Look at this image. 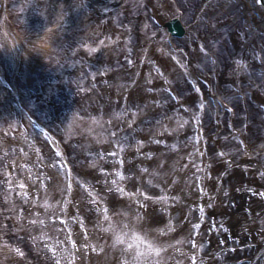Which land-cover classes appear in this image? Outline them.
<instances>
[{
	"label": "bare ground",
	"instance_id": "6f19581e",
	"mask_svg": "<svg viewBox=\"0 0 264 264\" xmlns=\"http://www.w3.org/2000/svg\"><path fill=\"white\" fill-rule=\"evenodd\" d=\"M8 1L0 0V34L2 33L7 42V57L0 50V103L10 96L13 100H19L18 94L22 97L20 100H29L32 91L38 92L37 87L30 81V73L41 71V67H45L44 61L49 58L47 55L51 57L53 49L51 46L45 49L31 47L35 40L38 44L40 42L48 45L45 31L38 30L35 36L30 37L32 41L27 37L29 28L36 24L34 20H43L44 11L37 10L35 13L30 8V12L27 15L25 13L24 26H19L14 19L16 16L12 17L11 5L6 3ZM59 1L61 5L65 4V9L62 8L61 12L54 15L58 16L54 26L59 29L60 26L68 27V22L79 21L81 25L79 24L80 27L75 31L77 36L80 37L84 31H87V34L84 33L85 40L82 42L77 40V36L71 37L74 47L57 53L60 59L50 63L55 64L52 68L50 65L48 69L45 68L46 75L52 78L53 70L59 63H63V81L67 85L66 91L61 93L64 96L63 105H59V108L63 106L65 109L61 108L59 112H55L58 115L54 114L56 119L61 115L59 123L62 133L58 134L57 139L53 135L51 147L41 136H38V139L32 136L33 140L27 142L28 137L31 138L30 135L25 136L28 134L29 123L18 118L20 114L14 112V107L0 108V127L3 126L2 131L0 130V170L7 171L2 179L15 182L16 171L24 170L25 179L32 185L33 191L30 192H38L37 195L29 194L24 197L18 194L19 200L26 204L19 202L21 208H16L14 202L13 205L6 200L7 189L0 188V254L7 252L9 257L13 249L12 255L21 258L19 264L25 262L27 256H31L30 262L34 264L36 261L32 258V252L42 261H45L43 251L52 252L44 245H54L56 248L59 245H67L68 250L74 253L77 246L73 247L72 239L78 244L83 242L82 239L88 238L93 239L96 252V259L91 260V264H264V2L261 6L257 0H209L207 5L208 0H162L160 3L156 0H137V6L141 10L140 22L127 19L128 26L111 23L108 27V18L111 19L112 13L116 12L113 10L114 6L130 11V6L133 9L132 3L129 4L125 0ZM150 10L159 18L158 25L146 17ZM149 22L151 24H148ZM136 29L142 33L140 39L134 35ZM182 30L187 31L184 40L188 52L190 48L193 50L191 55L186 51L179 54L181 48L177 44L180 39L174 34L183 32ZM80 43L84 44L83 50L74 51ZM56 44L59 47L61 42ZM177 48L178 54L174 51ZM84 53L94 54L101 60H104L105 56L112 59V56L118 58L127 54L129 57L135 56L139 64L132 69L127 67L131 70V76L127 77L119 63H112L104 66L106 68L101 67L99 70L104 73L94 75L91 83L86 80L82 83L88 72L94 71L88 63L82 64L81 55ZM57 54L53 58L57 59ZM87 54L84 58H91ZM154 59L162 60L163 67L155 66L143 70L142 66L149 65L151 61L154 65ZM35 63H38L36 70L33 66ZM74 66L78 67L77 70ZM87 66V73L81 75L82 70L79 68ZM112 69L115 72L109 74ZM192 71L197 74L196 78L193 81L186 80V75L190 76ZM132 72H136L134 77ZM103 76L109 78L105 79ZM150 82L151 88L146 85ZM168 82L171 83L169 86L176 88L182 106L187 107V102L192 101L193 107L200 99L197 110L189 107L190 109L177 110L175 113L172 107L173 111H170L172 97L164 90V85ZM141 90L149 99L159 100L157 103L160 105L157 107L163 108V114L149 113L146 110L155 103L146 105L141 102V93L138 92ZM136 95L139 101L132 106L136 107V110H133L128 101ZM71 98L78 99L70 102ZM203 99L208 100V106L205 105L204 110L200 107ZM42 104H37L36 110ZM227 104L233 106L231 111L225 107ZM68 110H71L73 117L76 116L77 121L87 122L88 119L99 124L97 131L102 129L105 133V128H110L112 134L108 135L109 141L105 142L120 155L125 149L131 148V145L141 149L147 147L149 138L156 135L169 137L168 146L171 153L176 155V169L178 166L182 167L181 171H178L182 176L175 171L174 175H170L169 165L162 158H157L160 175L163 176L162 182L165 183L164 178H167L163 186L165 189L156 191L155 188L141 184L140 178L137 182L136 178L129 174L122 178L128 177L136 183L129 181L128 185H122L123 179L118 180L121 183L115 187L117 193L112 198L106 181L99 183V187L95 186L104 202L110 204L107 207L110 219H105L102 214V219H97L93 225V234L80 235L78 221H69L65 225L58 220L53 225H44L48 223L44 214L49 216L51 213L45 207L52 203L47 201L48 204L45 205L46 195L65 193L62 183L40 187L42 181L49 182L44 179L46 172L55 174L53 180L59 178L58 173H64L56 163L59 172L57 171L56 166L52 164L54 160L58 162L61 159L59 157H68L67 152L70 157L67 163L73 161L78 169L79 173L76 170L75 175L80 174L81 177L92 169L89 163L92 164L93 161L88 163L87 158L75 159L77 156L72 155L68 149L69 122L65 116ZM135 112L142 113L138 123L134 121L136 122L140 114L135 119ZM187 113L191 116L185 117ZM158 114L161 116H157ZM45 117L48 121L52 115L44 114ZM116 120L118 123L121 121L119 129L116 127ZM10 123L23 125L25 132L22 137L18 138L20 129L15 125L8 126ZM138 130L142 137L136 135ZM174 131L182 136H178L179 140L174 139ZM75 133L73 138L81 137L83 142L84 139L91 140L90 135L93 136L95 132L83 127ZM193 140L199 143L195 150L190 147ZM27 144L32 147L25 146ZM185 145H189L188 150L183 149ZM70 148L76 153L82 151L75 145ZM111 155L113 158V154ZM218 157L220 160H217ZM41 158L48 162L46 168H40L39 164L35 163ZM249 158L253 161L254 169L250 168L251 170L246 172L244 168L247 161L244 162V159ZM101 159L94 169L99 170L101 163L113 164L108 157L102 156ZM200 160L202 162H199ZM157 161L152 162L150 168L154 169ZM229 162L235 166L228 167L226 163ZM209 171L215 178L212 175L206 177ZM184 172L192 175L186 176ZM27 175L30 179H27ZM145 176L147 177L146 172ZM77 178L75 176V179ZM76 181L82 186V180ZM200 181H205L203 190L199 188ZM223 181L225 184H231L223 185ZM75 184L73 181L74 188ZM188 184L195 187L189 194L186 193ZM20 189L18 187V193H21ZM50 189L55 193L50 194ZM127 189L134 194L131 196L137 197L135 200L138 203L143 204L127 207L124 214V210L121 211V206L117 203H126ZM47 190L49 192H46ZM180 191L186 193L188 200H180L177 208L159 212L158 208V211L153 210V207L146 203L153 200L149 198V193H157L156 195L169 202L173 196L170 192ZM145 192L148 193L147 196L144 195ZM35 197L37 198L33 199ZM112 200L117 201L114 203ZM37 206H42L40 210H45V213L39 214L36 211L39 210ZM63 207V204L58 203L54 210L56 212V209L60 208L58 211H61ZM114 214L120 215L119 219L114 217ZM112 224L123 234V240L117 239L116 230L109 229L108 226ZM209 228L213 232L210 231L205 237ZM68 229H71V232ZM136 233H140L161 251L157 253L150 251L147 246L133 243L132 237ZM214 233L217 235H213ZM128 243L132 244L131 248ZM37 245L43 250L39 251ZM58 250L62 251V248ZM122 251L126 255H121L124 263L118 257ZM155 255L159 257H151ZM127 256L133 258H127L128 263L123 259ZM168 256L171 258L165 260ZM60 259L57 264H61ZM11 263L12 261L9 264ZM65 263L76 264L73 260H65Z\"/></svg>",
	"mask_w": 264,
	"mask_h": 264
},
{
	"label": "rangeland",
	"instance_id": "374dc122",
	"mask_svg": "<svg viewBox=\"0 0 264 264\" xmlns=\"http://www.w3.org/2000/svg\"><path fill=\"white\" fill-rule=\"evenodd\" d=\"M125 1H127L129 4L132 3L133 9L130 6V11L122 10V9L120 10V8H118L119 6L118 7L114 6L115 8H113V10H115L116 12L112 13L111 19L108 18V22H106V25H108V27L111 26V23L115 24V25L121 24L120 26H124V25L128 26V23L126 21L127 19L128 20H136V21L138 20V22H140V19H139L140 17L139 16H141V15H139V13H141V10H140L139 6H137V0H125ZM161 1L162 0H156L157 3H160ZM168 1L170 2V0H168ZM154 2H155V0H154ZM10 5H11V8H12V17L16 16V17H14V19H15V22H17V24L19 26L20 25L24 26L25 13L27 15L30 12V8H32L35 13L38 12L37 10H41V11L43 10L44 11L43 14H42L43 15V20L42 19L38 20V21L34 20L36 22V24H35V26L33 28H29L27 37L30 38L33 35L35 36V34L38 33L37 32L38 30L45 31L44 33L46 34L48 45L45 46L43 43L40 44V42L38 44V43H36L37 40H35V43L33 42V46H31V47H33V49H35L36 47H38L40 49H45L48 46H51L53 48L52 49V55H51V57L49 55H47L49 58L47 57L48 59H46L44 61L45 62L44 63L45 67L44 68L41 67V71H36V72L31 71V73H30V76H31L30 77V81L33 82V86L37 87L38 92L36 93V92L32 91L30 93L31 95L29 97V100L26 102V109H28L29 112H31L32 115L36 114V115H34V116H36V118L38 117V118L43 119V121L46 123V125L49 126L50 128H52V129H50V130L48 129V130L52 131L53 135H56V137H57L58 134L61 133V129H62L61 128V124L59 123L60 120H61L60 119L61 115L58 116L59 119H56L54 117V114H55V112H59V110L63 107L62 106V107L59 108V105L64 100V98H63L64 96L61 95V93L66 91V87H67V85H65V83L63 81V74H62V69H63V65L64 64L63 63H59V65L56 66V69L53 70L54 73H51L52 74V78L49 77L48 75H46L45 68L46 69H48L49 67L52 68L53 65H55V64H50V63H55L56 60L60 59V56L57 53H59V52L63 53L62 51L74 47V45L72 44L71 37L77 36L75 31L80 27L79 26L80 23H79V21H78V23H76V22L75 23L68 22V27L60 26L59 29H57L58 27L56 28V26H54L55 22L57 23V20H58L57 19L58 16H54V15L58 14L59 12H61L62 8L65 9V4L61 5L59 0L58 1L57 0H25V1L24 0H12V2L10 1ZM14 12L16 14H14ZM117 12H119V13H117ZM146 17H148L151 21H153L151 12L146 14ZM146 20H147V18H146ZM11 22L14 23V21H12V20H11ZM148 24H151V23L149 22ZM112 27H110V28H112ZM85 32L87 34V31H84V33ZM84 33H82L83 36L82 35L80 37H79V35L77 36L78 37V39H77L78 41L82 42V41L85 40V38H84L85 34ZM141 34L142 33H139L137 31V29L134 31V35H137L138 39L141 37ZM138 35H140V36H138ZM30 40L32 41V38H30ZM58 42H61V45L59 47L56 44ZM185 42L186 41L184 39H180L178 41L177 45H179V47L181 48L179 50V54L182 53V52H185V51L186 52L189 51V49H187L186 46H185L187 44V43L185 44ZM78 45L79 46H77L74 51L79 52V51L83 50L84 44L80 43ZM54 48H57V49H54ZM178 49L179 48H177V50L174 49V51H176L177 54H178ZM0 50H2L4 55L7 57V51H6L7 50V42L3 39L2 33L0 34ZM192 51H193L192 48H190V52H188V54H190V53L192 54ZM56 54H57V59L53 58ZM85 54H87V53H84V54L81 55L82 64L84 65V64L88 63V60H89L90 64L88 66L90 68L94 69V71H90V73L88 72L87 76L82 79V81H81L82 83H84L85 80L88 81L87 83H91L90 81H93V76L94 75H96V76L102 75L101 72L104 73V71H100L99 69L101 67L106 68L104 66L105 65L107 66V64L109 65V63L110 64L119 63L120 66L124 68V74L127 77L131 76V74H130L131 70L127 69L128 64L130 63L131 57H129L127 54H123V56H121V58L120 57L119 58H114L115 56H112L113 57L112 59L109 56H105L104 57L105 58L104 61H103V59L101 61L100 60L97 61V59H100V58H98V57L94 56V54H90V53L87 54V55L91 56L93 58V60H92V58L91 59L84 58ZM198 54H200V52ZM120 59H122V60L119 61ZM79 60H80V58H79ZM97 63L102 64L103 66L99 67V65ZM154 63L155 64L153 65V63L151 61V63H149V65L142 66L143 70L144 69L147 70L148 68L152 69V68H155V66L161 67L160 66L161 62H159V60L154 59ZM37 65H38V63L33 64L34 70L38 69V68H36ZM48 65H50V66L48 67ZM88 66H87V68H85V67H80L79 68L80 70H82L81 75H83V71L88 70ZM129 67H131V65ZM73 68H75L77 70L78 67L74 66ZM131 68H133V67H131ZM143 70H141V71H143ZM114 72L115 71L112 69V70L109 71V74L110 73H114ZM86 73L84 72V74H86ZM135 73L136 72H134L132 74V77H134ZM190 74H191L190 76L186 75V80L190 79V80L193 81L194 78H196L195 75H197V74L195 72L193 73V71ZM123 75H122V77H123ZM33 78H34V81H33ZM21 82L23 83V80H21ZM146 85H149V87L151 88V84L150 83H147ZM164 90L167 92V90L165 88H164ZM138 92L141 93L140 94V96H141L140 101L141 102L143 101V103H146V101L144 100L146 98L145 93H143L142 90L138 91ZM89 95L91 96V93H89ZM96 95L98 96V94H96ZM50 97H52V99ZM137 97H138V95L134 96L133 98H131L128 101L131 104V107L133 105L137 104L136 101H139V100H137ZM71 99L72 100L70 102H75L74 100H77L78 98L77 99L71 98ZM158 101L159 100H157V98L151 99V102L156 103L157 105H159V103H157ZM199 101H200V99H199ZM199 101H198L197 105H195V104L193 105L194 108L191 107L192 106V101H188L187 102L188 103L187 107L186 106H181V105L179 107L177 106V107L174 108V112L176 113L177 110L178 111L184 110V109L186 110V108H189V107H191V109L196 111L197 110V106H199ZM41 102L43 104L41 105V107H39L36 110L37 104H40ZM177 103L179 104V102H177ZM177 103L174 102V104H177ZM56 104H57V106H56ZM5 105H6V103L4 102V104L1 105L0 108L5 107ZM54 105H55V107H54ZM62 105H63V103H62ZM152 106H155V105H152ZM259 106H260V104H259ZM132 108H133V110H136V107H132ZM64 109L65 108H62L61 110H64ZM189 109H187V110H189ZM146 110H148V112L150 113V112H154L153 110H156V108L148 106ZM198 111L201 113L200 108H199ZM14 112L17 113L16 111H14ZM37 112L39 113L38 115H37ZM162 112H164V111H162ZM189 113L185 114V117L189 116V115L191 116V114H189ZM44 114L52 115V118L50 117V119L48 121H46L47 118L46 117L44 118ZM135 114L136 115L133 118L136 119V116H138L140 113L139 112H135ZM141 114L136 119V122L134 121V123H138L139 122L138 120L140 119ZM40 115H42V116H40ZM55 115H58V114H55ZM125 115L126 114H124V116ZM65 116H66L67 121L69 122L67 124V133H68V138H69V142H67V144H68L69 151L71 152L72 155L74 154V155L77 156L75 159L82 160L83 158H87L88 163L90 161H93L92 164L89 163L91 165L92 169H91L90 173H88V174L83 173L81 175V177H79L80 174H76V176L78 177L76 180H78L79 182H81V180H82V182L84 184L82 183V186H80L79 184H77V181H75L76 182L75 188H74V185H72L73 181H71V186L69 187V184H68V181H67L65 175L63 173H61L63 178H64V180H65L64 181V188H63L65 193H64V196L58 194V200H62V201L65 202L66 198L73 197V199L76 202H73V204H70V205H68V207H65V209L67 208L66 210L63 209L61 211H58L60 209L59 208L58 210H56V212H51V215L49 216V218H51L53 215H55L57 217V219L56 220H52V219L48 218V219H46V221H48V223H45L44 225H49V224L53 225V224H55V222L59 220V216L63 215V216H65L67 218L66 222L62 221V223L64 222L63 224H65V225L69 221H76V222L78 221V224H79L78 233L80 235H85L86 233L87 234H89V233L93 234V225H94V223L96 224L97 219H100V220L102 219L101 215L102 214L105 215V212H104L105 207H108L110 205L108 202L105 203L104 199L101 198L100 194H98V192L95 190L96 189L95 188L96 185H98V187H99V183H101L102 181H106L108 186L110 187L111 198H112L117 193L115 187L117 185H119L120 181L118 182V180L123 179L120 176V174H119L120 171H123L124 175H126V176H128V174L130 176H134L136 178L137 182H138V180L140 178L141 179L140 180L141 184H143L145 186H149L151 188H154L153 186L163 188V186L167 182V178H164L165 183L162 182L161 179H162L163 176L160 175L161 169L158 166L159 162L157 161V158H162L167 163V165H169L170 172H168V173H170V175L171 174L174 175V171L176 173H180L178 171H181V169H182L181 166H178L177 169H176L175 161H174L175 158H176L175 157L176 155L174 154V152L170 153L171 151L168 150L170 148V146H168L169 137L156 135L153 138H149V144H147V147H144L143 149H141V148H139V146H132L131 145V148L125 149V151H123L124 149L122 150L123 152H125V154H123L121 156H120V154H118V152L112 151V153H115V155H113V158H112V155H111L112 153L110 152V150H105V149L102 150V148H99L97 146V145L102 146V144L104 145L105 141L106 142L109 141V136L108 135L111 136V134H112L109 131V130H111L110 128H109V130H108V128H105V133H103L102 129L97 131V129L99 127L98 126L99 124L95 123L94 121L92 122V121H90L88 119L86 120L87 122L77 121V120H75L76 116L73 117V114H72L71 110H68L66 112ZM157 116L160 117L161 115L158 114ZM51 119H52V121H51ZM96 119H100V118H96ZM21 120L27 121L28 123L30 122L27 119H23V118H21ZM116 122H117V120H116ZM22 123H23V121H22ZM30 124H31V122H30ZM7 125L8 126H11V125L14 126L15 124L10 123V124H7ZM22 126L23 125H21V123H19V127L22 128ZM32 126H33V124H32ZM120 126H121V121H119V123L117 122V125H116L117 129H119ZM2 127H0L1 131H2ZM83 127L87 128L89 131H94L95 132L93 136L90 135L92 137L91 140L84 139L83 142H82L81 141V137H78L77 140H75L73 138L74 134H76L75 131L81 130ZM30 128H31V126H30ZM33 129L35 130V128H33ZM38 132H40V131H38ZM96 133H97V135H96ZM41 135L43 136V134H41ZM136 135L139 136V137H142V135L139 132V130H138V133ZM174 135H178L179 138L181 136V135H179L178 132L176 134V131H174ZM171 137L173 138L174 136H171ZM175 138L179 140L178 137H174V139ZM156 140H158V142ZM193 142H194V144H193ZM193 142L191 141L192 144H191L190 147H193V150H195L197 147H199V143H197L195 140H193ZM63 143H64V140H63ZM1 145H2V143H1ZM69 145L70 146H72V145L74 146L75 145L77 148H80L82 151H79L78 153H76V151L72 150ZM49 146L51 147L52 144H50ZM218 147L220 148L219 145H218ZM183 149L184 150L185 149L188 150L189 149V145H187V146L185 145ZM202 149H204V148H202ZM66 154L68 155V157H66L65 160L68 161L70 157H69V154L67 152H66ZM121 154H122V152H121ZM170 154H172V156ZM102 156H104V158L108 157V159L111 160L113 164H109L110 162L108 164L101 163L102 166L99 168V170H97V168L94 169V166H96L97 162H99V160L102 161V159H101ZM88 157H89V159H88ZM59 158H61V157H59ZM121 158L123 159V163L122 164H121ZM213 158H215V157H213ZM61 159L59 161L57 160L58 162H55V160H54V163H52V164L56 166V163H57V165L62 170H64L65 169L63 167V166H65L63 164L64 160L62 159V161H61ZM217 160H220L219 157L217 158ZM40 161H43V160H40ZM154 161H157V165L155 166L154 169H152V167L150 168V165H151L152 162L154 163ZM246 161H247V163H246L247 166L244 168V171H246V172L248 171L249 172V170H251L250 168L254 169V166L252 165L253 161L250 160V158L249 159H244V162H246ZM37 163H39V161H37ZM69 165H70L72 171H76L77 170V172H78V169L76 168L75 163L73 161ZM226 165H228V167H230V168L235 166L234 163H230V162L226 163ZM39 166H40V168H44V166L42 164H39ZM148 168H150L151 171L148 172ZM56 169L58 171V167L57 166H56ZM102 169H107V172L102 171ZM4 172L5 171H3L2 169L0 170V182H1L0 188L2 187V188H6L7 189L6 190V200H7L8 203L9 202L10 203L14 202L15 203L14 207L21 208L20 207L21 204H26V203L24 201H22V200H19L20 198H18L19 196H17V195L18 194L19 195L22 194L23 197H24L25 195L23 194V191H25L27 188H32V185H31V183H28V180L25 179L26 177L23 174L24 170L21 171V172L16 171V173H15L16 181L15 182L3 181L2 178H3V176L6 175L7 171L5 173ZM145 172H147L146 173L147 177L145 176ZM61 174H60V178H61ZM49 175H51V173L47 172L45 174V176H44L45 177L44 179L46 180V178H47V180H49V182H46L47 185H52V183H54L55 180H53L54 178H52V177H47ZM185 175L189 176V174L187 175V173H185ZM210 175H212L214 177V174L211 171H209V173L206 174V177H210ZM218 175L221 178V173H219ZM19 179L22 181L23 184L27 185V188L25 190L24 189H23V191L20 190L21 193H18V187L21 188V182H20ZM27 179H30V177H28V175H27ZM129 181H130V183H132V182L136 183V182L128 179V177L126 179H123L122 183L121 182L120 183L122 185H126V184L128 185ZM149 181L151 182V184L148 183ZM224 182L225 181H223V185L225 184ZM46 183L42 181L40 187L41 188H45L47 186ZM227 184L228 183H226L225 185H227ZM230 184L231 183L229 182L228 185H230ZM9 185H11V187H9ZM98 187H97V189H98ZM160 188L156 189V191H159ZM46 192H49V191L47 190ZM69 192L71 193V195L66 196ZM127 192L131 193V190H128ZM53 193L54 192L53 191L51 192V189H50V194H53ZM170 193L173 196L170 198V201L166 202V204H165V206L168 207V208H170V205H173L172 206L173 208L174 207L177 208V207H179L180 200H187L186 197H185L186 193H184V191H182V192L180 191V192H176V193L170 192ZM30 194H31L30 196H32V195L34 196V195H37L38 192H36V194L35 193H30ZM97 197H99V199H97ZM174 197H176V198L174 199ZM58 200H56V202ZM116 201L112 200V202H114V203ZM126 203H124L123 205L121 203H117L118 205L121 206V211L124 210L123 211L124 214H125L126 208L131 206V205H134L132 203H135V201L132 200V202H130L127 199ZM66 204H68V203H66ZM74 204H75V206H74ZM150 205H152V204H150ZM152 206H154V205H152ZM114 211H115V209H114ZM159 212H163V211L159 210ZM65 213H67V214L65 215ZM116 215H118V214H116ZM107 217H108V215H107ZM263 228H264V222H263ZM207 231L208 232L205 235V237H207L208 234H210V231L213 232L210 228L207 229ZM72 232H74V231H72ZM15 233H16V230H15ZM74 234H75V232H74ZM213 235H217V234L214 233ZM82 240H83V242H79L77 244V248H74V254H75L74 262L76 264H91L89 262H91V260H93V239H88L87 238L86 240H84V239H82ZM44 246H46L45 247L46 249L51 250L48 244L44 245ZM37 248L39 249V251L43 250V248L39 247L38 245H37ZM173 248H174V246H173ZM63 249H64V247L62 246V251L59 250V254H54L53 252L50 253L49 251L47 253H44V251H43L44 260L45 261H42V259L39 260L36 257V255H33L34 252H32V258L35 259V261H36V262H34V264H39V262H41V264H57V262L59 261L60 258H62V260L60 259V261H62L63 264H68V263H65V260L70 261L71 259H69V256H68L67 253H65V252L62 253ZM171 250H173V249L171 248ZM11 251L12 252L9 253V257L7 256L8 255L7 252H5L4 254H0V264H9L11 261H12L11 264H19L21 258H18L17 256L12 255L13 254V249ZM10 256H14L15 258L12 257V259H11ZM30 257L31 256H27V258H26L27 260L25 262H21L20 264H33L32 262H30ZM34 257H36V258H34ZM47 257L53 258V260H49ZM10 259H11V261H10ZM23 259H25L24 256H23Z\"/></svg>",
	"mask_w": 264,
	"mask_h": 264
},
{
	"label": "snow or ice",
	"instance_id": "6c2138e0",
	"mask_svg": "<svg viewBox=\"0 0 264 264\" xmlns=\"http://www.w3.org/2000/svg\"><path fill=\"white\" fill-rule=\"evenodd\" d=\"M262 2H264V0H262ZM169 91H171V90L169 89ZM177 99H179V98L177 97ZM200 107L203 108V105H200ZM61 155H62V154H61ZM113 155H115V153H113ZM122 163H123V159L121 158V164H122ZM69 171H71V170L69 169ZM102 171L107 172V169H102ZM118 171H119V170H118ZM9 174H11V173H9ZM119 174H120L121 177L124 176L123 171H120ZM68 184H69V187H70V186H71V180L68 181ZM9 187H11V185H9ZM26 188H27V185L22 183V184H21V189L23 190V189H26ZM23 194H24V195H28V193H27L26 191H24ZM128 195H132V193H128ZM144 195L147 196L148 193L145 192ZM97 199H99V197H97ZM44 203H45V205L48 204L47 201H45ZM104 212H105V215H106V218H107V213H108V209H107V207H105ZM51 219H52V220H56L57 217H56L55 215H53V216L51 217ZM59 220H61V221H65V222H66V221H67V218H66L65 216L61 215V216H59ZM108 227H109L110 230H116V232H117V239H118V240H123V239H124L123 234L120 233L118 229H116L115 224L109 225ZM68 231L71 232V229H68ZM49 239H50V237H49ZM70 239H71V238H70ZM132 241H133V243H136L138 246H140V245L147 246L148 249H149L150 251H155V252H157V253L161 251L160 248H158V247H154L152 244H150L149 240L145 239L144 236L140 235V233H136V234L132 237ZM126 243H127V242H126ZM193 243H195V241H193ZM72 245H73V247H76V246H77V244H76V240H75V239H72ZM49 247L51 248V251H52L54 254H59V250H58L54 245H49ZM128 247L131 248V247H132V244H131V243H128ZM143 250H144V249H143V247H142V248H141V251H143ZM63 251H64L65 253L68 254L69 259H71V260H73V261L75 260V254H74L73 252H70V251L68 250L67 245L64 246ZM21 254H23V253H21ZM193 259H195V257H193ZM61 264H63L62 261H61Z\"/></svg>",
	"mask_w": 264,
	"mask_h": 264
}]
</instances>
